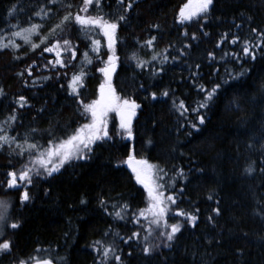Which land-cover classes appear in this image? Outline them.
Wrapping results in <instances>:
<instances>
[{
	"label": "trees",
	"instance_id": "obj_1",
	"mask_svg": "<svg viewBox=\"0 0 264 264\" xmlns=\"http://www.w3.org/2000/svg\"><path fill=\"white\" fill-rule=\"evenodd\" d=\"M64 3L74 7L48 0H0V43L15 39L21 45L0 50V124L10 115L17 117L14 125H3L9 131L0 133L15 137L11 148L0 150V200L10 198L8 225L19 224L16 229L6 226L0 237V242L12 243L10 252L0 253V264H33L35 256L55 264H101L102 251L97 249L106 245L121 257H110L107 264H264V46L256 50L254 61L242 52L243 41L255 44L261 39L253 29L264 33V0H213L206 15L183 24L179 11L188 0H134L129 12L117 0H103L98 12L90 9V14L106 19L127 16L116 34L119 59L111 81L122 99L140 105L132 136L113 120L108 137L85 150V158L72 159L50 176L32 175L26 188L30 200L21 202L22 190L7 188V174H19L39 154L24 151L29 143L43 151L88 122L84 106L98 97L104 81L100 69L111 55L100 29L85 33L68 24L63 31L51 32L63 15L79 10L82 0ZM45 6L51 12L41 19L35 12ZM13 7L16 11L10 15ZM32 23L42 25L40 35L33 37L36 43L46 35L48 46L69 39L76 46L75 59L64 53L67 66L52 67L48 61L55 58L42 52L45 45L33 51L11 35L17 30L12 25ZM235 37L239 41L232 44ZM96 40L98 52L92 50ZM233 53L240 59H233ZM153 55L159 58L153 60ZM164 55L168 60L162 64ZM137 61L150 63L138 67ZM30 66L31 76L25 71ZM244 69L249 70L245 76L234 78ZM81 72L82 86L73 94L72 77ZM215 84L221 87L208 107L194 112L204 100L199 87L210 90ZM21 96L24 107L18 103ZM174 100L184 102L185 115ZM199 115L204 124H199ZM21 151L24 155H17ZM130 155L162 169L163 191L176 198L168 224H179L181 231L169 243H156L153 234L143 240L148 223L137 213L147 208L148 196L122 164ZM252 162L256 170L248 174L245 168ZM177 211L197 216L195 226L175 216ZM134 232L140 238L128 240ZM146 243L151 252L144 251Z\"/></svg>",
	"mask_w": 264,
	"mask_h": 264
},
{
	"label": "snow or ice",
	"instance_id": "obj_2",
	"mask_svg": "<svg viewBox=\"0 0 264 264\" xmlns=\"http://www.w3.org/2000/svg\"><path fill=\"white\" fill-rule=\"evenodd\" d=\"M48 3L52 5L60 4L65 8H72L74 5L71 3H64V0H48ZM103 4V0H82L81 6L79 10L75 13L69 11L61 18V23L57 24L55 28L51 30L52 33L56 31V29L64 30L65 26L68 24L78 25L80 29H82L85 33L93 30L100 29L103 32V35L107 38L108 49L111 52L107 60V66L105 68H101L100 71L104 73L105 83L100 85L99 88V99L93 101L90 104L85 105L86 113H90L91 123L84 124L79 129L75 130L73 134H71L67 139L62 140L59 144L51 145L47 149L40 151L41 146L35 143H29L27 149L24 151H29L30 154L32 152H38V155H34L29 163L24 165L22 169L19 171V174L16 171H11L7 175L9 180L7 182L8 189H16L19 190L20 186L18 184V180L24 182L25 184L32 183V175L35 173L36 175L40 174V171H45L49 176L52 175L53 172H58L61 167L64 166L65 163L70 162L72 159H81L85 158L84 153L85 150L90 151L91 146L97 140H103L108 137V129H107V117L111 112H115L119 115L120 118V128L127 132L128 137L132 136V119L136 115V110L140 107L135 100L129 99H121L116 94L115 89L112 86L111 78L112 74L116 68V62L119 59L115 54V43H116V34L117 30L120 27L121 21H126L127 16L125 14H119L114 20L106 19L103 15H93L90 14V9L95 8L97 12L101 9ZM117 4L120 7L124 8L125 12H129L133 9L134 0H117ZM213 4V0H188V3L184 4V6L179 11V20L180 23H184L186 21L190 22L194 18L199 19L202 15H206L209 12L210 6ZM16 11L15 7L11 9L10 15ZM51 9H48L46 6L39 9V11L35 12L36 16L44 19L48 16ZM11 27L16 28L17 30L12 32L11 35L15 38L23 41L24 44L29 45L30 48L34 51L37 48H40L41 45H45L42 49L44 53H52L55 55L54 61H48V64H51L52 67H56L57 65L60 67H66L64 59L62 58L64 53L69 54V59H75L76 57V46L72 44V41L69 39H56L51 46H48L49 36H43L40 40V43H36L33 40L34 36L40 35V29L42 28L41 24L32 23L29 27H21L19 24L12 25ZM158 27V26H156ZM239 27V26H238ZM253 32L256 33L261 39L259 43H252L251 41H243L242 52L244 56L250 57L251 60L256 59V50L264 46V33H259L256 29H253ZM187 35V32H185ZM227 34H225L226 38ZM193 39L196 37L193 36ZM155 37L149 39L147 41L148 46L153 45V41ZM239 41V37H235L231 40L232 44H236ZM94 47L93 51H99L100 41L96 40L93 42ZM20 44L16 43L15 39L11 40L9 43H0V50L6 48H13L18 50L20 48ZM182 51V50H181ZM211 55V54H210ZM83 56L87 63H91V60L88 59V53L84 52ZM233 59L239 60L240 57L233 53ZM18 59L20 57H17ZM159 57L153 55L152 59L157 60ZM214 58V57H213ZM132 59H137L135 55H133ZM168 60V56L164 55L161 63H166ZM150 63L147 61L141 62L137 61L138 67H144L145 64ZM48 65L46 64L45 67ZM198 67V66H197ZM29 76L32 75L31 66L25 70ZM163 71V68H161ZM249 70L244 69L238 73L234 78L243 77L247 74ZM19 75L23 76L24 73H19ZM84 73L81 72L79 75L74 74L72 77V81L70 87L72 88L73 94L78 95L77 85L82 86V79ZM47 79H50L48 77ZM227 81H225L226 83ZM36 81H33V85H35ZM220 84H215L210 90L205 88L203 85L199 87V91L204 93V100L198 102L197 106L192 110L194 112L199 113L201 108L208 107V101H211L217 94ZM3 90L0 89V95H3ZM163 96L167 97L169 93L164 91L162 93ZM152 98L156 99L155 93L152 94ZM19 106H25V98L21 96L18 100ZM173 104L177 107L180 115H185L188 111V108L185 106L184 102L181 100L177 104L174 100ZM16 115H10L8 118L0 124V133H4L10 130V128H5L3 125H14L16 122ZM199 124L205 123V118L203 115H199L197 117ZM193 128H196V124H192ZM15 143V137H10L9 135H0V150L4 148L5 145L8 147H12V144ZM17 148H20V144H16ZM24 151L18 152L17 155H24ZM126 163L131 167L132 171L135 173V178L137 182L142 184L144 188L147 190L148 196V206L145 209L138 210L137 216L142 217L143 219L148 221L147 234L144 235L143 240L145 242L148 241L149 236L152 234L153 228L152 225H155L157 228L163 226L165 229H169L167 232V240L172 241L176 234L181 231V226L179 224H171L167 223V215L169 210V205L176 204V198L172 196H165L163 191L164 184L160 183L162 176L159 174L162 172V169H159L157 166L150 164L147 160L141 159L137 160L134 155H130ZM254 162L250 163L245 171L248 174H251L255 171ZM264 171V168L261 169ZM180 176H183V170L181 169L179 172ZM174 183V181H173ZM212 197L210 196L209 199ZM30 200L29 192L25 188L22 191L21 202H27ZM103 203V202H102ZM10 207V203L6 200H0V237L5 235V227L10 226L12 229H16L19 227L18 223H11L8 225L7 218V210ZM127 208V205L124 206ZM198 211V210H197ZM216 213L219 214V209H215ZM175 216H184L186 219L190 220L195 226V221L197 220V216L192 215L191 213H186L184 211H177L174 213ZM116 216L120 219H123V216L120 212H116ZM151 217V219H149ZM211 219V217H209ZM136 223L139 224V219L136 220ZM143 227V225H141ZM139 239L140 233L134 232L132 236L128 237V240ZM99 244L100 242H95ZM170 246V245H169ZM12 248V243L10 240H3L0 242V253L10 252ZM152 248L150 245L146 243L144 247V251L151 252ZM39 251V250H37ZM97 251H102L101 256V264H107L109 258H114L116 261H120L121 257L116 255L111 246H104V248L97 249ZM33 264H53L52 259L50 258H42L40 256H35L31 258ZM20 264H28L27 261L21 260Z\"/></svg>",
	"mask_w": 264,
	"mask_h": 264
},
{
	"label": "rangeland",
	"instance_id": "obj_3",
	"mask_svg": "<svg viewBox=\"0 0 264 264\" xmlns=\"http://www.w3.org/2000/svg\"><path fill=\"white\" fill-rule=\"evenodd\" d=\"M52 55V57L54 58L55 57V55L54 54H51ZM107 66V65H106ZM105 66V67H106ZM104 67V68H105ZM102 73V75L104 76V73L103 72H101ZM112 82V81H111ZM103 83H105V76H104V81H103ZM114 88V87H113ZM116 91V90H115ZM116 94L118 95V93L116 92ZM99 95H100V93L98 94V97L95 99V100H98L99 99ZM119 96V95H118ZM119 97H121V96H119ZM122 99V98H121ZM95 100H92L91 102H89L88 104H90V103H92L93 101H95ZM88 114V122L86 123V124H88V123H91V116H90V113H87ZM137 115H138V109L136 110V115H135V117L132 119V121H134L135 120V118L137 117ZM113 120H116L119 124H120V118H119V115L117 114V113H115V112H111V113H109L108 114V117H107V129H108V133H109V129H110V126H111V124H112V121ZM120 127V126H119ZM123 131V130H122ZM125 131V130H124ZM123 131V132H124ZM126 135H127V132L125 133ZM98 141V140H97ZM96 141V142H97ZM136 158V157H135ZM137 160H141V159H139V158H136ZM128 160V158H126V159H124V161L122 162V164H123V166L124 167H126V169L133 175V177H134V179H135V181L137 182V180H136V178H135V173L132 171V169H131V167H129V165L126 163V161ZM145 160V159H144ZM40 172H45V171H43V170H41ZM46 173V172H45ZM33 175H36L35 173H33ZM139 185H141V186H143L142 184H140L139 182H137ZM18 184H19V186H20V189L23 191L25 188H27V184H25L24 182H21V181H19L18 180ZM144 187V186H143ZM12 190H16V189H12ZM22 195V194H21ZM165 196H167V195H165ZM9 197H4L2 200H6V201H8L9 202ZM172 207H173V205L170 207V205H169V210H168V215H167V223H168V220L170 219V217L171 216H173V209H172ZM141 219L143 220V218L141 217ZM149 219H151V217H149ZM148 223V221L147 220H145V224H147ZM152 228H153V231H152V234H153V238H154V240L156 241V243L157 242H159V243H161L162 241H164L163 243H169L170 241H168L167 240V232H169L170 231V228L169 229H165L163 226H161V227H159V228H157L155 225H152L151 226Z\"/></svg>",
	"mask_w": 264,
	"mask_h": 264
},
{
	"label": "flooded vegetation",
	"instance_id": "obj_4",
	"mask_svg": "<svg viewBox=\"0 0 264 264\" xmlns=\"http://www.w3.org/2000/svg\"><path fill=\"white\" fill-rule=\"evenodd\" d=\"M52 54V53H51ZM51 54H49L50 56H52ZM55 58V57H54Z\"/></svg>",
	"mask_w": 264,
	"mask_h": 264
},
{
	"label": "water",
	"instance_id": "obj_5",
	"mask_svg": "<svg viewBox=\"0 0 264 264\" xmlns=\"http://www.w3.org/2000/svg\"><path fill=\"white\" fill-rule=\"evenodd\" d=\"M53 264H55V263L53 262Z\"/></svg>",
	"mask_w": 264,
	"mask_h": 264
}]
</instances>
